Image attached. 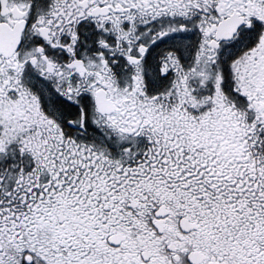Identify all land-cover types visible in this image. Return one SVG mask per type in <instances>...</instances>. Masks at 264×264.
<instances>
[{"label": "snow or ice", "instance_id": "6c2138e0", "mask_svg": "<svg viewBox=\"0 0 264 264\" xmlns=\"http://www.w3.org/2000/svg\"><path fill=\"white\" fill-rule=\"evenodd\" d=\"M0 264H264V0H0Z\"/></svg>", "mask_w": 264, "mask_h": 264}]
</instances>
